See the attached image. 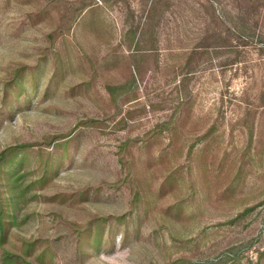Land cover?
<instances>
[{
  "label": "rangeland",
  "instance_id": "1",
  "mask_svg": "<svg viewBox=\"0 0 264 264\" xmlns=\"http://www.w3.org/2000/svg\"><path fill=\"white\" fill-rule=\"evenodd\" d=\"M0 264H264V0H0Z\"/></svg>",
  "mask_w": 264,
  "mask_h": 264
}]
</instances>
